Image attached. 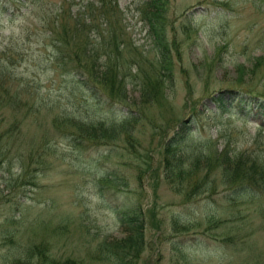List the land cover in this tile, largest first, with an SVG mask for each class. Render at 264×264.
<instances>
[{
    "label": "rangeland",
    "instance_id": "1",
    "mask_svg": "<svg viewBox=\"0 0 264 264\" xmlns=\"http://www.w3.org/2000/svg\"><path fill=\"white\" fill-rule=\"evenodd\" d=\"M48 1L55 5L28 1L21 13L11 17L10 12H0V49L8 45L17 52L8 65L12 72L8 89L23 100L33 97L40 107L36 111V105H24L27 108L14 113L5 105L0 112L5 124L8 119L20 120L18 136L26 150L33 148L40 156L45 139L50 143L46 150H51L44 169L37 167L31 174L32 169H21L18 151L0 163V219L4 213L15 216L9 225L19 230L24 246L35 241L57 257L113 264L115 258L102 247L132 232L120 220L117 207L137 199L144 214L143 242L127 264H247L243 246L238 253L228 238L241 242L251 232L247 236L251 244L263 246V215L250 212L251 217H243L245 204L236 218L231 207L225 209L229 202L223 198L226 183L220 169L211 168L199 192L186 198L190 181L167 180L162 162L165 140L178 128L180 118L190 119L191 114L199 116V123L194 127L189 121L192 134L185 139L183 163L190 161L187 154L206 151L212 144L219 149L229 143L230 152L245 153L264 143L254 132L264 113L252 109L241 115L234 106L241 95L264 96V0H164L168 45L164 63L169 70L160 69L154 35L140 18L142 0H116L112 19L120 32L121 57L128 65L122 102L141 111L126 126L129 137L122 133L83 150L57 134L40 103L42 97L54 98L65 83L71 88L73 82L69 70L49 54L51 27L44 24V17L63 0ZM67 1L72 11L84 0ZM138 50L141 54H135ZM154 77H161L160 90L149 98L143 83L148 87L149 79L157 80ZM96 101L88 96L83 102V114L90 119L119 121L128 112L119 100L106 103L99 96ZM199 134L204 143H211L200 144ZM30 165H38L36 157ZM204 172L199 169L193 178ZM208 216L214 222L209 224ZM127 252L134 255V250Z\"/></svg>",
    "mask_w": 264,
    "mask_h": 264
},
{
    "label": "trees",
    "instance_id": "2",
    "mask_svg": "<svg viewBox=\"0 0 264 264\" xmlns=\"http://www.w3.org/2000/svg\"><path fill=\"white\" fill-rule=\"evenodd\" d=\"M42 1L55 5L53 1ZM24 2L33 3L32 5H34L37 0H0V12H10V17L13 14L21 13L20 9ZM166 3L164 0H142L139 7L140 18L148 24L149 31L154 35L155 45L160 52L161 62H159V65L162 66L160 68L162 70H169V67L165 66L164 63L165 52H167L168 48V45H165L166 37L163 30ZM54 8L49 15L44 17V24L51 27L50 40L53 48L49 54L54 57L53 59H55L56 63L65 67L64 69H67V71L69 70L68 74L73 78L71 79L73 81L71 88H66L68 84L65 83V86L61 87L63 89H61L60 95L47 100L42 97L40 101V103L44 104L47 114H50L51 121L57 129V134H62L64 138H68L72 144L79 146L80 150L85 149L83 146L101 145L117 139L122 133L125 136L127 134V137H129L126 126L137 118L141 108L138 106L132 108L129 104L122 102L124 101L126 90L125 83L126 75H128V65L126 60L121 57L123 48L119 46L121 40L120 32L115 20L112 19L114 10L117 9V1L84 0L77 8L71 11L68 1L63 0V5H58ZM130 46L137 48L133 43ZM135 54H141V51L138 50ZM2 56L5 60L1 58ZM16 56L17 52L11 46L6 45L0 49V108L7 105L12 109V112L16 113L24 105L30 103L29 105H36V109L35 107L33 108L39 111L40 107L34 102L33 97L32 101L23 100L18 92L8 89L7 81L12 78V72L8 65L13 63ZM129 73H131L130 69ZM152 79H149L148 87L145 86L147 82L143 83V90L149 98L151 95L154 97V93H158L160 90L161 77L151 81ZM67 82L70 83L71 81ZM74 90L77 92H74ZM88 96L92 98L95 96L97 98L96 103L99 102V96L106 103L119 100L121 101L120 104L127 108L128 112L119 121H116L114 117H109V119H90L89 115L87 117V115L83 114L86 111L84 103H87ZM247 96L245 98L241 95V98L237 97L234 99V106L240 114L250 113L247 111L252 109H257L264 113V96L259 95L257 97L248 93ZM72 105L76 106V110L71 107ZM244 106L245 110L243 109ZM223 110H226V108ZM192 115L190 119L180 118L178 128H175L164 142L166 144H164L163 157L165 160H163L162 165L163 173L167 180L170 182H181L182 178L184 180L188 179L190 183L186 188L185 197L192 198L191 194L199 192L201 184L206 181L203 179H206L210 169L218 168L221 170L222 179L226 183L223 198L229 203L225 209L231 207L236 218L242 213L240 205L245 204L243 217H251L252 213L250 212H254L257 215H263L260 217L264 218V143L258 144V147L253 145L255 150H250L251 147H249L250 149L245 153L243 151L230 152L229 143L219 149H216L212 144L213 146L209 150L205 151L202 148L200 151L187 154L186 157L190 158V161L185 164L183 163V157L185 156L182 153L183 149H185L183 148L185 146L184 143H186L185 139L188 136L191 137L192 134L191 122H189L190 120L194 121ZM8 120L10 121L5 124V115L0 112V154L2 155H0V163L14 150L18 151L17 158L21 166H23L21 168L23 171L27 172L32 169L29 172L31 174L34 173L37 167L43 170L48 162V154L51 153V150H46L50 144L49 141L44 140L40 156L33 148L26 150L23 137L19 139L18 136L21 134L19 128L20 120ZM194 123V127H197L199 120H195ZM256 126L258 128H255L254 132L257 136L261 135V140L264 142V114ZM179 134L181 137L182 135L184 136L181 138ZM200 138V144L203 146L207 144V142L204 143L202 141L203 135ZM172 140L177 142L173 143ZM34 157L37 158L38 165L30 168V162ZM167 163H169L168 166ZM198 168L205 169V172L201 177L193 178V176L199 174ZM26 174L28 175V173ZM176 184L179 187L180 183ZM232 184L236 185L235 188ZM124 203L117 207V211L120 214V220L126 221L129 228L133 231L120 239H115L113 243L104 244L103 248H107V255L115 258V263L113 264H127V261L132 260L128 259V257L135 256L134 253L137 252L136 250L139 249L143 242L142 221H144V214L141 202L133 199L126 205ZM2 215L3 217L0 219V264H83L78 258L57 257L48 251L47 246L35 241H28L26 246H24V242L19 237V230L9 225V222L15 216L12 217L8 213ZM212 215L210 214V216ZM212 219V217L209 218L208 216L207 221H209V224L214 222ZM135 227L138 228L136 229ZM250 234L251 232L247 233L245 240H241V242L239 240L236 243V239H232L233 237H229L228 240L233 241L235 246L233 249L238 250V253L243 246L247 264H264V245L256 247V244H251L252 240L250 241L249 237H247ZM130 250H134V255L127 253Z\"/></svg>",
    "mask_w": 264,
    "mask_h": 264
},
{
    "label": "bare ground",
    "instance_id": "3",
    "mask_svg": "<svg viewBox=\"0 0 264 264\" xmlns=\"http://www.w3.org/2000/svg\"><path fill=\"white\" fill-rule=\"evenodd\" d=\"M151 97H152V95H151ZM151 97H150V98H151ZM147 100H148V99H147ZM147 100H146V101H147ZM146 101H144V102H146ZM220 101H221V100H220ZM13 102H14V101H13ZM19 103H20V102H19ZM19 103H18V104H19ZM25 104H26V103H25ZM29 104H30V103H28V104H26V105H29ZM142 104H143V103H142ZM31 107H32V106H31ZM24 108H27V107H24ZM32 108H33V107H32ZM29 109H30V107H29ZM30 111H31V109H30ZM27 112H28V110H27ZM198 117H199L198 115H197V116H196V115H192V119H194V121L197 120V119H199ZM200 119H201V118H200ZM194 121H193V122H194ZM188 125H189V124H188ZM186 126H187V125H186ZM190 126H191V125H190ZM182 127H183V126H182ZM181 129H182V128H181ZM185 132H186V131H185ZM185 132H184V133H185ZM178 133H179V132H178ZM181 133H182V132H181ZM175 135H176V134H175ZM179 136H180V134H179ZM183 136H184V135H182V137H183ZM187 136H188V135H187ZM187 136H186V137H187ZM180 137H181V136H180ZM182 137H181V138H182ZM170 138H171V137H170ZM175 139L177 140V138H175ZM175 139H174V140H175ZM188 139H189V138H188ZM178 140H179V138H178ZM209 140H210V139H209ZM170 141H171V140H170ZM172 142H173V140H172ZM175 142H177V141H175ZM175 142H173V143H175ZM187 143H188V142H187ZM187 143H186V144H187ZM210 143H211V142H209V144H210ZM168 144H170V143H168ZM209 144L207 143V145H209ZM165 145H166V144H165ZM171 145H172V144H171ZM174 145H175V144H174ZM188 145H189V144H188ZM175 146H177V145H175ZM212 146H213V145H212ZM177 147H178V146H177ZM177 147H175V148H177ZM208 147H209V149H210V146H208ZM168 148H169V146H168ZM172 148H173V146H172ZM183 148H184V147H183ZM211 148H212V147H211ZM213 148H214V147H213ZM166 149H167V148H166ZM169 149H170V148H169ZM185 149H186V148H185ZM185 149H184V150H185ZM209 149H208V150H209ZM216 149H217V147H216ZM216 149H214V150H216ZM186 150H187V149H186ZM169 151H170V150H169ZM210 151H213V150H210ZM210 151H209V152H210ZM183 152H184V151H183ZM212 153H213V152H212ZM0 155H1V154H0ZM197 155H198V154H197ZM1 156H2V155H1ZM183 159H184V158H183ZM189 160H190V159H189ZM175 161H176V160H175ZM179 161H180V160H179ZM187 161H188V159H187ZM166 162H167V161H166ZM176 162H177V161H176ZM184 162H185V161H184ZM186 163H187V162H186ZM186 163H185V164H186ZM168 164H169V163H167V166H168ZM179 164H180V163H179ZM189 164H190V163H189ZM181 165H182V164H181ZM197 165H199V164H197ZM170 167H171V166H170ZM200 167H201V166H200ZM166 168H167V167H166ZM172 168H173V167H172ZM193 168H194V166H193ZM195 168H196V167H195ZM173 169H174V168H173ZM176 169H177V168H176ZM198 169H199V168H198ZM182 170H183V169H182ZM176 171H177V170H176ZM195 171H196V170H195ZM193 177H194V176H193ZM235 193H236V192H235ZM131 214H132V213H131ZM132 215H133V214H132ZM132 226H133V225H132ZM128 227H129V226H128ZM132 228H133V227H132ZM135 228H136V227H135ZM137 228H138V227H137ZM137 228H136V229H137ZM133 229H134V228H133ZM132 231H133V230H132ZM134 231H135V230H134ZM137 232H138V231H137ZM138 233H139V232H138ZM136 234H137V233H136ZM17 235H18V234H17ZM119 241H120V240H119ZM115 242H117V241H115ZM26 244H27V243H26ZM29 244H30V243H29ZM31 244H32V243H31ZM33 244H34V243H33ZM123 244H124V243H123ZM98 245H99V244H98ZM31 246H32V245H31ZM121 246H122V245H121ZM102 248H103V247H102ZM94 249H95V248H94ZM96 250H97V248H96ZM101 250H102V249H101ZM106 251H107V249H106ZM121 251H122V250H121ZM96 252H97V251H96ZM104 252H105V251H104ZM102 253H103V252H101V254H102ZM122 253H123V252H122ZM124 253H125V252H124ZM127 253H128V252H127ZM101 254H100V255H101ZM97 256H98V255H97ZM90 257H91V256H90ZM96 260H97V259H96ZM102 260H103V259H102ZM107 260H108V259H107ZM94 261H95V260H94ZM100 261H101V260H100ZM103 261H104V260H103ZM105 261H106V260H105ZM92 262H93V261H92ZM95 262H96V261H95ZM106 262H107V261H106ZM90 263H91V261H90ZM90 263H88V264H90ZM97 263H98V262H97ZM101 263H102V262H101ZM101 263H100V264H101ZM107 263H108V262H107ZM91 264H92V263H91ZM109 264H110V262H109Z\"/></svg>",
    "mask_w": 264,
    "mask_h": 264
}]
</instances>
